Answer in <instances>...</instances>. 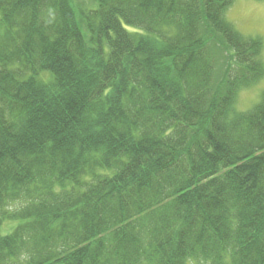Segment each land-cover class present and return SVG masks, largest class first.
Masks as SVG:
<instances>
[{
  "label": "trees",
  "instance_id": "obj_1",
  "mask_svg": "<svg viewBox=\"0 0 264 264\" xmlns=\"http://www.w3.org/2000/svg\"><path fill=\"white\" fill-rule=\"evenodd\" d=\"M234 1L0 0V264H264Z\"/></svg>",
  "mask_w": 264,
  "mask_h": 264
},
{
  "label": "rangeland",
  "instance_id": "obj_2",
  "mask_svg": "<svg viewBox=\"0 0 264 264\" xmlns=\"http://www.w3.org/2000/svg\"><path fill=\"white\" fill-rule=\"evenodd\" d=\"M92 0H73V2L78 6L86 7L92 5ZM224 18L233 23L234 26L243 34L248 35H259L260 37V28L264 26V0H235L230 7H228L224 12ZM243 31H241V29ZM2 28L0 26V32ZM263 44H264V39ZM264 54V48H263ZM264 60V55H263ZM221 71V70H219ZM264 89V78L256 88L252 90L242 91L237 99V110H242L249 108L257 101V97L260 93V90ZM17 222L6 223L3 226L2 233L8 231L10 225H16ZM202 264V263H196Z\"/></svg>",
  "mask_w": 264,
  "mask_h": 264
},
{
  "label": "snow or ice",
  "instance_id": "obj_3",
  "mask_svg": "<svg viewBox=\"0 0 264 264\" xmlns=\"http://www.w3.org/2000/svg\"><path fill=\"white\" fill-rule=\"evenodd\" d=\"M259 31H260V38L264 39V26H261Z\"/></svg>",
  "mask_w": 264,
  "mask_h": 264
},
{
  "label": "clouds",
  "instance_id": "obj_4",
  "mask_svg": "<svg viewBox=\"0 0 264 264\" xmlns=\"http://www.w3.org/2000/svg\"><path fill=\"white\" fill-rule=\"evenodd\" d=\"M187 264H196V261L194 260V259H189L188 260V262H187Z\"/></svg>",
  "mask_w": 264,
  "mask_h": 264
}]
</instances>
